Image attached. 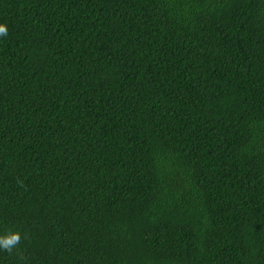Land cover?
<instances>
[{"label":"trees","instance_id":"obj_1","mask_svg":"<svg viewBox=\"0 0 264 264\" xmlns=\"http://www.w3.org/2000/svg\"><path fill=\"white\" fill-rule=\"evenodd\" d=\"M0 23V235L24 237L0 264H264V0Z\"/></svg>","mask_w":264,"mask_h":264},{"label":"clouds","instance_id":"obj_2","mask_svg":"<svg viewBox=\"0 0 264 264\" xmlns=\"http://www.w3.org/2000/svg\"><path fill=\"white\" fill-rule=\"evenodd\" d=\"M8 26L5 23H0V37L7 36ZM23 186L22 181H18ZM22 234L20 231H8L5 234L0 235V250L12 253L14 249L18 248L22 240Z\"/></svg>","mask_w":264,"mask_h":264}]
</instances>
